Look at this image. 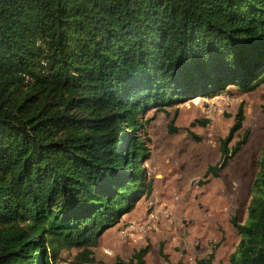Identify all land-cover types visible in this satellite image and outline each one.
I'll return each instance as SVG.
<instances>
[{"label": "trees", "instance_id": "obj_1", "mask_svg": "<svg viewBox=\"0 0 264 264\" xmlns=\"http://www.w3.org/2000/svg\"><path fill=\"white\" fill-rule=\"evenodd\" d=\"M263 79L264 0H0V264H103L98 238L151 194L144 113ZM235 119L206 176L246 142ZM234 226L229 264H264V145Z\"/></svg>", "mask_w": 264, "mask_h": 264}, {"label": "rangeland", "instance_id": "obj_2", "mask_svg": "<svg viewBox=\"0 0 264 264\" xmlns=\"http://www.w3.org/2000/svg\"><path fill=\"white\" fill-rule=\"evenodd\" d=\"M242 108V128L229 148L246 142L218 177L205 175L220 160V142ZM149 149L143 162L151 194L144 193L119 223L92 248L95 261L129 264L147 249L145 264H229L239 243L234 226L247 217L251 187L264 145V79L251 91L227 86L211 98H196L142 116ZM172 123L173 132L170 131ZM79 249H61L54 264H71Z\"/></svg>", "mask_w": 264, "mask_h": 264}]
</instances>
